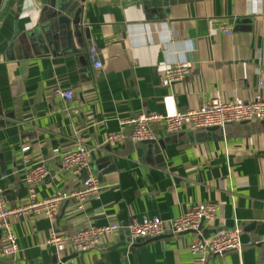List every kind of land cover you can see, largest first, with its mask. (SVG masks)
Segmentation results:
<instances>
[{
  "label": "crops",
  "instance_id": "obj_1",
  "mask_svg": "<svg viewBox=\"0 0 264 264\" xmlns=\"http://www.w3.org/2000/svg\"><path fill=\"white\" fill-rule=\"evenodd\" d=\"M217 20L232 34L213 31ZM92 48L99 70L89 60ZM180 63L191 71L169 86L165 71ZM57 91L75 99L66 103ZM258 95L264 0H0V191L11 209L24 207L26 170L42 164L48 174L39 200L69 196L89 176L104 187L82 209L64 200L54 219L13 217L20 251L0 264H200L187 250L194 231L141 241L127 231L132 221L176 219L200 203L220 205L215 221L201 225L203 238L239 227L242 243L241 251L210 255L204 264H261L264 123L174 135L153 123L154 143L140 144L128 124L217 97L248 102ZM112 134L124 140L110 143ZM79 148L90 151L89 166L72 175L61 157ZM111 224L119 233L89 253L58 254L47 245L53 234Z\"/></svg>",
  "mask_w": 264,
  "mask_h": 264
},
{
  "label": "built area",
  "instance_id": "obj_2",
  "mask_svg": "<svg viewBox=\"0 0 264 264\" xmlns=\"http://www.w3.org/2000/svg\"><path fill=\"white\" fill-rule=\"evenodd\" d=\"M213 31L223 32L231 35V28L225 21L217 20L212 23ZM89 60L92 62L95 70L102 68V63L98 58L96 49L89 52ZM191 64L180 63L168 67L165 71L164 80L169 86L182 82L191 71ZM57 96L66 103H71L75 95L71 91H57ZM264 123V95L256 96L252 101H242L233 99L230 101L223 100L221 97L212 99L202 107L181 113L172 110L163 115L144 114L136 119L131 120L128 124L132 127L131 140L134 143H143L154 141L155 134L150 130V124L157 123L163 126L168 135L180 134L184 131L191 130H210L218 128L222 131L227 126L233 124H242L250 122ZM108 142H121L124 140L122 134H112L107 138ZM225 151L227 147L225 146ZM30 148L25 147L22 153L29 152ZM90 151L85 148H79L76 151L65 153L61 157L64 170L72 175H78L81 171L89 166ZM47 170L44 164L31 167L26 170L25 182L28 188V202L20 209H11L8 202L0 191V231L2 235V244L0 246V259L14 258L19 253L18 239L15 236L11 219L13 217H22L27 214L36 216H45L48 219H54L59 212L61 204L66 199H73L82 209L90 198L99 195L103 186L98 177L89 176L83 181L80 190L69 196L56 195L49 199L39 200L36 189L47 176ZM220 212V205L217 203H200L191 206L182 216L163 221L155 218L152 220L145 219L141 222L132 221L127 226L130 238L135 240L154 239L158 237L172 235H183L194 231L197 233L187 245V250L195 255L200 264L207 261L208 256H222L233 251H241V230L236 227L233 231H218L209 239L203 238L200 227L204 222L212 223ZM121 227L117 224H111L104 227L87 225L70 236L53 234L47 242V245L56 248L58 254L70 248L76 253H89L95 250L101 242L116 236ZM261 264H264L262 259Z\"/></svg>",
  "mask_w": 264,
  "mask_h": 264
},
{
  "label": "water",
  "instance_id": "obj_3",
  "mask_svg": "<svg viewBox=\"0 0 264 264\" xmlns=\"http://www.w3.org/2000/svg\"><path fill=\"white\" fill-rule=\"evenodd\" d=\"M210 130H218V128H213V129H210ZM146 143H154V141H147ZM0 237H1V231H0ZM165 236H163V237H158V238H154V239H152V240H157V239H161V238H164ZM139 241H141V240H139ZM71 260V258L69 259H64V260H62V261H60L59 263H57V264H68L69 263V261Z\"/></svg>",
  "mask_w": 264,
  "mask_h": 264
}]
</instances>
